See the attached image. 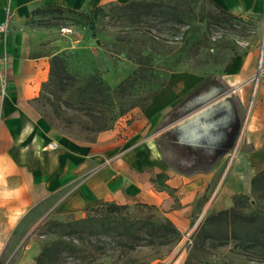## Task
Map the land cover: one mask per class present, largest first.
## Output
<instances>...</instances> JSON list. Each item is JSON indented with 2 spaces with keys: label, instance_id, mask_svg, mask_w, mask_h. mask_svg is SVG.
<instances>
[{
  "label": "crops",
  "instance_id": "obj_1",
  "mask_svg": "<svg viewBox=\"0 0 264 264\" xmlns=\"http://www.w3.org/2000/svg\"><path fill=\"white\" fill-rule=\"evenodd\" d=\"M131 1L137 0H0V22L10 15L7 39L0 43V54L9 59L0 69V258L24 224L56 216L79 219L107 203L154 207L184 232L207 207L229 209L232 196L250 192L249 170L264 167V138L249 139L251 124L245 132L247 149H241L239 169L232 172L236 185L226 183L230 168L224 157L204 171L163 157L161 144H182L191 126L188 115L215 95L209 82L199 86L202 77L196 72L174 73L146 107L132 109L92 141L57 133L40 116L35 100L49 79L52 58L81 51L88 42L74 40L68 30L61 36L53 27L33 26V12L51 7L80 12ZM211 1L234 16L258 19L264 30V0ZM125 66L127 74L135 70L132 63ZM224 150V145L214 146L211 155Z\"/></svg>",
  "mask_w": 264,
  "mask_h": 264
},
{
  "label": "rangeland",
  "instance_id": "obj_2",
  "mask_svg": "<svg viewBox=\"0 0 264 264\" xmlns=\"http://www.w3.org/2000/svg\"><path fill=\"white\" fill-rule=\"evenodd\" d=\"M146 3V6L128 9L111 3L80 12L66 9L62 13L45 11L37 15L33 26L53 27L61 36L68 30L65 34L74 40L88 42L81 51L67 50L59 55L66 60L69 76L62 82H52L45 89L51 80L49 75L35 100L37 110L57 133L92 141L102 121L112 116L108 113L101 117L98 113V109L107 107L108 102L99 98L92 104L81 103L74 97L67 104L66 94L57 101L48 92L51 87L74 89L90 83L94 90L102 88L104 83L114 89L137 70L138 66L132 60L141 55L150 56L153 68H145L144 79L133 84L135 99L143 100L161 90L162 84H166L174 73H199L202 77L199 86L209 82L215 87V95L208 101L201 100L186 118L191 126L184 132L185 141L177 146L161 144V151L169 163L199 171L209 168L211 161L220 162L224 157L230 168L226 183L230 181L236 185L238 181L232 179L235 176L232 172L239 169L236 165L240 162L241 149H247L244 141L248 125L251 124L249 139L264 138V30L260 28V21L237 17L220 25L210 20L190 26L170 20L167 5L174 0H147ZM197 5L198 8L204 5L210 13L219 15L206 0H198ZM196 41H202L208 47L200 48L194 55ZM112 52L120 55L114 56ZM104 53L111 57V62ZM245 59L247 63L242 65ZM127 63L135 66L130 74L125 72ZM236 64L239 68L235 77L227 79ZM218 145L225 146L223 153L216 156V151L211 155V149ZM263 170L264 167L250 169L251 180ZM235 174L240 175L238 179L243 182V175L239 171ZM239 196H243L240 207L244 213L264 216V191L253 193L251 189L248 193L235 194L231 197L230 208ZM201 205L202 201L198 207ZM129 212L136 216L152 215L156 221L166 219L157 209L130 207ZM212 212L215 211L207 207L197 221L181 232V240L176 244L135 250L105 237L68 235L66 225L78 220L74 216L32 221L24 224L9 240L0 264H36L43 247L57 241H65L79 249L75 255L64 254L58 264H264L253 250H245L237 242L222 247L210 243L195 244L196 230ZM94 214L88 212L79 219ZM181 256L184 257L182 260Z\"/></svg>",
  "mask_w": 264,
  "mask_h": 264
},
{
  "label": "trees",
  "instance_id": "obj_3",
  "mask_svg": "<svg viewBox=\"0 0 264 264\" xmlns=\"http://www.w3.org/2000/svg\"><path fill=\"white\" fill-rule=\"evenodd\" d=\"M206 1L219 11V15L216 16L210 13L204 5L198 8V0H174V3L167 5L169 14H171L170 20L179 24L193 26L196 23H205L210 20L220 25L229 23L231 19L237 18V16L227 13L214 5L211 0ZM146 2L147 0L131 1L121 7L125 9L136 6L141 7L146 6ZM65 10L61 7H51L45 11L62 13ZM42 12V10L34 11L33 17L42 14ZM196 42V49L194 48L192 51L194 55L200 48L208 47L202 41L197 42V44ZM112 54L114 56L120 55L118 52H112ZM137 55L139 56L140 53L138 52ZM132 61L138 66L137 70L114 89L102 83V88L93 90L91 88L92 85L87 83L86 86H79L74 89H62L57 86L60 90L56 87H51L48 92L57 101L62 98L63 93L66 94L67 104L74 97L79 102L88 104L103 98L108 102L106 104L107 107L98 109V113L101 117L106 116L108 113L112 114V116L107 121H102L96 131L99 133L109 130L132 109L146 107L158 92L157 90L150 97H146L143 100L135 99L132 86L135 82L144 79V69L153 68V61L149 55H141ZM65 63L66 60L59 55L52 58L51 80L49 84L45 85V89L54 81L62 82L68 78V68ZM162 86H165V84H162ZM251 189L253 193L264 191V170L253 177ZM242 200L243 196H239L235 198L233 207L210 213L196 230L194 243H210L222 247L230 242H237L243 249L253 250L257 258L264 262V216L255 213H244L240 207ZM137 207L155 209L151 206ZM129 208L128 206H120L114 203L103 204L90 211L94 212V215L68 223L66 225L69 229L68 235L75 234L79 238L105 237L131 250L139 247L161 248L176 244L181 240V232L170 220L156 221L152 215L136 216L129 212ZM78 251L79 249L73 244L57 241L43 247L36 258V264H58L64 254L75 255Z\"/></svg>",
  "mask_w": 264,
  "mask_h": 264
},
{
  "label": "built area",
  "instance_id": "obj_4",
  "mask_svg": "<svg viewBox=\"0 0 264 264\" xmlns=\"http://www.w3.org/2000/svg\"><path fill=\"white\" fill-rule=\"evenodd\" d=\"M9 22H10V15H7L6 20L0 22V43L7 39L9 33ZM8 56L6 54H0V69L6 67L8 65ZM55 148V145H52Z\"/></svg>",
  "mask_w": 264,
  "mask_h": 264
}]
</instances>
